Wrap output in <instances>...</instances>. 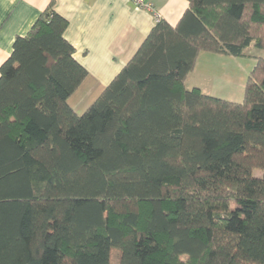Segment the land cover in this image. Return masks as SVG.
I'll return each mask as SVG.
<instances>
[{
	"label": "trees",
	"instance_id": "16d2710c",
	"mask_svg": "<svg viewBox=\"0 0 264 264\" xmlns=\"http://www.w3.org/2000/svg\"><path fill=\"white\" fill-rule=\"evenodd\" d=\"M80 114L87 75L41 12L0 65V264H264V58L240 102L200 51L264 49V0H187ZM117 253L112 261V252Z\"/></svg>",
	"mask_w": 264,
	"mask_h": 264
},
{
	"label": "crops",
	"instance_id": "0c3cea01",
	"mask_svg": "<svg viewBox=\"0 0 264 264\" xmlns=\"http://www.w3.org/2000/svg\"><path fill=\"white\" fill-rule=\"evenodd\" d=\"M147 2L150 9L137 7L130 0H0V65L9 56L14 38L25 35L52 3V9L67 20L63 35L74 48V59L87 71L78 89L68 98V104L80 114L134 54L156 23L155 13L174 26L188 7L187 0ZM220 56L224 55L200 51L194 69L186 76L185 87H197L205 94L240 102L245 84L238 93L230 89L227 95L213 89L214 81L218 86L220 80L229 82L227 78L213 74L215 80L211 79L209 88L198 78L201 58L220 60Z\"/></svg>",
	"mask_w": 264,
	"mask_h": 264
},
{
	"label": "rangeland",
	"instance_id": "374dc122",
	"mask_svg": "<svg viewBox=\"0 0 264 264\" xmlns=\"http://www.w3.org/2000/svg\"><path fill=\"white\" fill-rule=\"evenodd\" d=\"M244 53V56H238L235 57V59L227 56V54L222 53L220 54L224 56H220V60H216V58H211L207 61L206 59L201 58L197 72L198 78H201L203 84H206L203 86L205 88H209L212 85V80H215L212 79L214 74L219 75L220 78L222 76L223 78H227L229 82L220 80L219 82H217L218 86H215L214 83L216 81H214L213 89L221 93H227V95L229 94L230 89L234 91V94H236V92L238 93V91H240V88H243V85L245 84V81L247 79V75H249V72L254 66L255 58H264V49L257 48L254 45L246 47L244 49ZM116 257L117 253L115 251L112 252L113 262L116 261Z\"/></svg>",
	"mask_w": 264,
	"mask_h": 264
},
{
	"label": "built area",
	"instance_id": "2783aa9c",
	"mask_svg": "<svg viewBox=\"0 0 264 264\" xmlns=\"http://www.w3.org/2000/svg\"><path fill=\"white\" fill-rule=\"evenodd\" d=\"M132 1L137 7H146L150 9V4L147 2V0H130ZM155 19L156 21L159 20V15L158 13H155Z\"/></svg>",
	"mask_w": 264,
	"mask_h": 264
}]
</instances>
